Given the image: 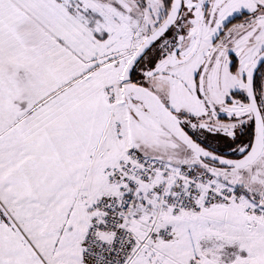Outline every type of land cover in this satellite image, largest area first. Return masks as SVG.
Segmentation results:
<instances>
[{
    "label": "snow or ice",
    "instance_id": "1",
    "mask_svg": "<svg viewBox=\"0 0 264 264\" xmlns=\"http://www.w3.org/2000/svg\"><path fill=\"white\" fill-rule=\"evenodd\" d=\"M0 264H264V0H0Z\"/></svg>",
    "mask_w": 264,
    "mask_h": 264
}]
</instances>
